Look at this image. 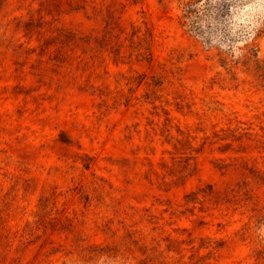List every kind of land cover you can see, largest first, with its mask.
Masks as SVG:
<instances>
[{
	"label": "rangeland",
	"instance_id": "1",
	"mask_svg": "<svg viewBox=\"0 0 264 264\" xmlns=\"http://www.w3.org/2000/svg\"><path fill=\"white\" fill-rule=\"evenodd\" d=\"M181 14L0 0V264H264V32Z\"/></svg>",
	"mask_w": 264,
	"mask_h": 264
},
{
	"label": "trees",
	"instance_id": "2",
	"mask_svg": "<svg viewBox=\"0 0 264 264\" xmlns=\"http://www.w3.org/2000/svg\"><path fill=\"white\" fill-rule=\"evenodd\" d=\"M181 25L188 33L234 50L241 40H249L242 58L260 64L256 40L264 32V21L252 13L255 0H180Z\"/></svg>",
	"mask_w": 264,
	"mask_h": 264
}]
</instances>
